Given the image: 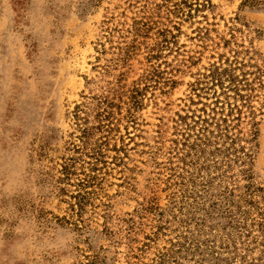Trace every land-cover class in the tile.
I'll return each instance as SVG.
<instances>
[{"label": "rangeland", "instance_id": "obj_1", "mask_svg": "<svg viewBox=\"0 0 264 264\" xmlns=\"http://www.w3.org/2000/svg\"><path fill=\"white\" fill-rule=\"evenodd\" d=\"M0 264H264V0H0Z\"/></svg>", "mask_w": 264, "mask_h": 264}, {"label": "trees", "instance_id": "obj_2", "mask_svg": "<svg viewBox=\"0 0 264 264\" xmlns=\"http://www.w3.org/2000/svg\"><path fill=\"white\" fill-rule=\"evenodd\" d=\"M217 75H219V73H217ZM229 77H230V76H229ZM231 81L235 83V82H237V79H235V78H231ZM234 85H235V84H234ZM237 96H239V97H243V98L246 97V96H244V95H242L241 93H238V92H237ZM237 108H239V107H237ZM238 111L241 113V109H238Z\"/></svg>", "mask_w": 264, "mask_h": 264}]
</instances>
